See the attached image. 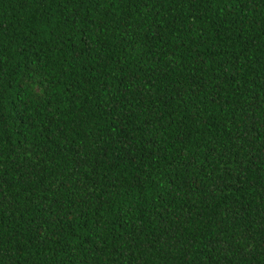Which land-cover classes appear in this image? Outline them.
<instances>
[{
    "label": "trees",
    "instance_id": "trees-1",
    "mask_svg": "<svg viewBox=\"0 0 264 264\" xmlns=\"http://www.w3.org/2000/svg\"><path fill=\"white\" fill-rule=\"evenodd\" d=\"M0 264H264V0H0Z\"/></svg>",
    "mask_w": 264,
    "mask_h": 264
}]
</instances>
